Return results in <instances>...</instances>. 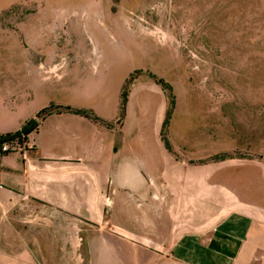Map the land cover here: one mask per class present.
<instances>
[{
    "label": "rangeland",
    "instance_id": "374dc122",
    "mask_svg": "<svg viewBox=\"0 0 264 264\" xmlns=\"http://www.w3.org/2000/svg\"><path fill=\"white\" fill-rule=\"evenodd\" d=\"M127 82L147 114L175 104L166 137L176 160H264V0H0L1 133L50 105L110 110ZM43 219L24 225L40 264H198L187 261L204 253L125 248L133 240L112 225L106 246L68 248V216Z\"/></svg>",
    "mask_w": 264,
    "mask_h": 264
},
{
    "label": "crops",
    "instance_id": "0c3cea01",
    "mask_svg": "<svg viewBox=\"0 0 264 264\" xmlns=\"http://www.w3.org/2000/svg\"><path fill=\"white\" fill-rule=\"evenodd\" d=\"M44 81L55 87L58 80ZM120 106V99L110 110L72 105L99 121L53 114L30 134L34 149L0 159V249L23 248L0 251V264H40L25 243L26 218L40 225L57 216H68V248L106 246L112 225L133 240L125 248L203 250L189 263L264 264V160H176L161 136L164 102L147 114L135 90L123 120Z\"/></svg>",
    "mask_w": 264,
    "mask_h": 264
},
{
    "label": "trees",
    "instance_id": "16d2710c",
    "mask_svg": "<svg viewBox=\"0 0 264 264\" xmlns=\"http://www.w3.org/2000/svg\"><path fill=\"white\" fill-rule=\"evenodd\" d=\"M151 77L155 80H157V82L159 83V85H161L164 89H167L169 91H171V87L162 79H158L157 77L151 75ZM128 86H129V82H127L126 87L124 88L123 92H122V101H121V106H120V120H123L125 115H126V107H127V103H128ZM172 92V91H171ZM174 103L172 102L170 104V108L168 109L167 113H166V117H165V121L162 127V131H161V136H162V140L164 145L166 146V148L171 151V145L170 142L168 141L167 137H166V133L173 115V111H174ZM63 112H68V113H72L74 115H78V116H82L88 119H93L96 121H99V118H97L95 116V114L92 111H88V110H83V109H77V108H73L70 106H55V105H50L49 107H46L44 109H42L41 111H39V113L36 115L35 118L30 119L28 121H26L24 123V125L22 126V128L14 133H8L6 135H0V147L15 139V138H22V137H27L30 134L36 132L40 126V124L49 116L53 115V114H61ZM225 159V157H217L215 160L219 161V160H223Z\"/></svg>",
    "mask_w": 264,
    "mask_h": 264
},
{
    "label": "built area",
    "instance_id": "2783aa9c",
    "mask_svg": "<svg viewBox=\"0 0 264 264\" xmlns=\"http://www.w3.org/2000/svg\"><path fill=\"white\" fill-rule=\"evenodd\" d=\"M36 147V141L30 137L15 138L0 147V159L7 154L18 153L22 156L26 155V152Z\"/></svg>",
    "mask_w": 264,
    "mask_h": 264
}]
</instances>
